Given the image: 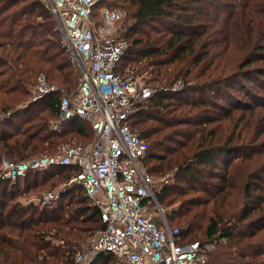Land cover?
I'll return each mask as SVG.
<instances>
[{
    "label": "trees",
    "instance_id": "trees-1",
    "mask_svg": "<svg viewBox=\"0 0 264 264\" xmlns=\"http://www.w3.org/2000/svg\"><path fill=\"white\" fill-rule=\"evenodd\" d=\"M103 7L124 12L127 48L115 72L154 88L128 124L148 141L145 169L177 181L155 197L182 229L178 243L198 241L200 264H264V0H100L94 18ZM39 74L56 89L33 99ZM78 76L42 0H0V154H53L74 134L88 145L84 118L52 128L60 92L73 94ZM177 79L184 84L172 90ZM78 171L53 165L0 176V264H75L84 239L105 226L82 185L45 205L19 198ZM89 264L117 258L100 252Z\"/></svg>",
    "mask_w": 264,
    "mask_h": 264
},
{
    "label": "built area",
    "instance_id": "built-area-1",
    "mask_svg": "<svg viewBox=\"0 0 264 264\" xmlns=\"http://www.w3.org/2000/svg\"><path fill=\"white\" fill-rule=\"evenodd\" d=\"M42 1L79 74L74 93L61 95L58 118L52 128L58 129L62 121L79 116L91 123L93 138L88 145L65 142L53 154L17 161L6 159L0 176L15 180L30 169L79 167L66 184H81L105 223L82 243L76 257L82 264L100 252L111 253L124 264L203 263L201 244L178 243L182 229L167 223L153 188L158 179L143 165L148 141L128 124L130 115L153 95L154 88L137 77L115 72L127 48V41L120 34L123 12L103 7L94 18V6L100 0ZM183 84L182 79H177L170 88L177 90ZM55 89L44 74H39L32 85L33 99ZM61 191H48L25 202L44 205L57 200ZM151 203L157 208L160 222L152 215ZM212 248L213 243L205 244V250Z\"/></svg>",
    "mask_w": 264,
    "mask_h": 264
},
{
    "label": "rangeland",
    "instance_id": "rangeland-1",
    "mask_svg": "<svg viewBox=\"0 0 264 264\" xmlns=\"http://www.w3.org/2000/svg\"><path fill=\"white\" fill-rule=\"evenodd\" d=\"M108 5H110L109 3H107ZM121 12H123L122 10H120ZM124 13V12H123ZM71 61V60H70ZM72 63V62H71ZM72 66L75 68V66L73 65V63H72ZM75 70H77L76 68H75ZM137 78H139L142 82H144L141 78H142V76L141 75H139V76H137ZM168 84H170V83H168ZM65 92H63V91H61L60 92V94L62 95V94H64ZM30 99V98H29ZM29 100H27L26 102H28ZM22 105V104H21ZM20 104L18 105V106H21ZM42 105V104H41ZM17 106V107H18ZM16 107V108H17ZM42 108H43V105H42ZM44 113H46V112H44ZM57 123V122H56ZM66 141H68V143H75V144H77V143H82V142H86L87 140H86V137H84V136H78L77 134H74L73 135V139H70V140H66ZM6 159H9L8 157H6L5 155H4V153L3 152H1V154H0V171H1V167H2V163H3V161L4 160H6ZM171 176H172V173H169ZM157 175H159V176H157V177H155V178H157L158 179V181L156 182V184H154L153 185V188H154V191H156L157 190V188L161 185V184H163L164 182H167L168 180H169V178L166 176V181H163V177L164 176H160V174H157ZM171 179L169 180V182H177L176 180H175V178H173V177H170ZM67 183V180H65V179H59L58 181H57V183L56 184H54L53 186H51V188H49V189H47V190H43V189H45V188H43L41 191H39L38 193H35V191L34 192H28L26 195H24L22 198H19V199H23V200H29L30 198H33V197H37L38 195H41L42 193H45V192H55L56 190H63L64 188H66L67 186H69V185H67L66 184ZM182 185H184V184H182ZM46 187V186H45ZM53 201V200H52ZM49 202H51V201H49ZM48 202V203H49ZM178 203V201L174 204V205H176ZM159 204V203H158ZM45 205V204H44ZM160 205V207L162 208V210H163V213H164V216H165V218H166V220H167V223L169 224V225H174V223H171L170 222V220L168 219V217H167V214H166V210L167 209H169V207H166V206H164L163 204H159ZM149 208L151 209V211H152V215H153V217L158 221V222H160V216L158 215V211H157V208L154 206V204L153 203H151V205H149ZM93 233V232H92ZM92 233H91V235H92ZM91 235H89L87 238H85L84 239V241L85 240H87ZM83 241V242H84ZM82 242V243H83ZM82 248V247H81ZM81 248H80V250H81ZM81 253V251H79V253L78 254H80ZM75 258H74V263L75 264H82V262L81 261H78L77 259H76V257H77V253H76V255L74 256ZM93 258V257H92ZM92 258L90 259V261L92 260ZM90 261H88L87 260V264H89L90 263ZM124 264V262H122V261H120V260H118L117 259V264Z\"/></svg>",
    "mask_w": 264,
    "mask_h": 264
}]
</instances>
